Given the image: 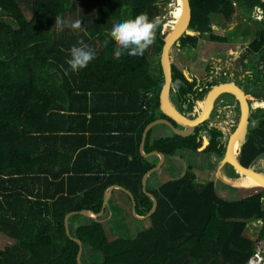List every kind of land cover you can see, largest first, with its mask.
<instances>
[{"label":"trees","instance_id":"1","mask_svg":"<svg viewBox=\"0 0 264 264\" xmlns=\"http://www.w3.org/2000/svg\"><path fill=\"white\" fill-rule=\"evenodd\" d=\"M74 1L0 0V264H247L255 242L246 235V226L259 220L258 237H264L263 187L197 181L189 168L151 183L159 162L154 152L165 158L182 150L224 154L221 131L205 121L184 136L153 125L141 142L149 123L166 118L159 109V59L146 52L152 46L160 55L173 27L155 18L170 0H83L89 23L81 20L70 31L67 16L78 17L84 8L80 3L75 9ZM233 1L250 7L257 2L189 0L191 21L177 47L195 48L202 36L222 40L208 36L209 15L230 20ZM141 12L157 22L152 43L141 55L125 50L114 56L116 44L108 38L113 21ZM57 16L63 20L59 29L53 27ZM82 29L86 34H77ZM72 45L95 52L75 72L66 62ZM262 47L264 27L250 50ZM209 76L198 83L172 65L169 98L179 113H193L190 118L198 114L205 94L218 84H210L217 75ZM233 104L239 110L234 94L222 92L210 114ZM263 156L264 108L257 107L238 161L248 167ZM227 171L235 177L230 166ZM110 186L123 189L113 188L111 194L125 197L128 223L124 206L109 203L112 195L104 205ZM131 196L136 216L143 218L132 214ZM79 211L102 213L90 217ZM108 216L124 236H112ZM132 222L143 227L133 230Z\"/></svg>","mask_w":264,"mask_h":264},{"label":"crops","instance_id":"2","mask_svg":"<svg viewBox=\"0 0 264 264\" xmlns=\"http://www.w3.org/2000/svg\"><path fill=\"white\" fill-rule=\"evenodd\" d=\"M233 2L234 12L230 20L224 21L221 16L214 13L209 15L212 23H210L208 36H215L222 40L211 41L206 37H201L198 40L199 45L194 49L191 48L196 55L195 61L197 62L193 63L189 69L191 73L188 75L196 78L199 83L207 75L208 69L209 80L217 75V79L225 78L226 82L235 81L242 86L252 108H264V67L261 65V61L264 59V47L256 52L250 50L251 43L264 27V0H257L252 7ZM156 155L161 158L159 154ZM263 159L264 156L259 158V163H263ZM166 163L169 164L167 161ZM147 176L148 173L145 177ZM111 187L113 186L108 187L105 191L104 205L112 195L111 192L109 193ZM84 215L94 217L88 213Z\"/></svg>","mask_w":264,"mask_h":264},{"label":"rangeland","instance_id":"3","mask_svg":"<svg viewBox=\"0 0 264 264\" xmlns=\"http://www.w3.org/2000/svg\"><path fill=\"white\" fill-rule=\"evenodd\" d=\"M74 3H75V9H80L81 7L79 8L78 4H80V3L83 4L84 2H83V0H75ZM83 5L84 6H82V8L83 7L84 8L81 12L79 11L80 13L78 14V17L76 14L69 13V15L67 16L69 21H74L75 19L79 18L80 20L84 21L85 23H89V21L87 22L89 17H86V15H85V14H88L89 9L87 10L86 5L85 4H83ZM177 7H178V3H176L175 0L168 1L165 4V6L160 10V12L157 13V16L155 17L156 20H160V21H162V25L168 26L167 24H169V21H171L173 19V17H175L177 14ZM86 10H87V12H86ZM25 12H26V14L28 13L27 10H25ZM53 27L56 29L60 28L56 24ZM168 27H170V26H168ZM67 28H71L72 30H70V31H74V28H72L70 26H68ZM75 29H77V28H75ZM79 33L86 34L85 32H83V29L77 32V34H79ZM202 38H203V36H202ZM197 45H199V43ZM146 54L148 55V57L150 59H153L154 61L157 60V57L159 59V55H155L153 53V47L152 46H149V50H147ZM170 56H171L172 65L178 67L181 70L187 71V74L191 73V71H189V69H191L194 62H197V61H195L196 55H194L191 48L190 49L189 48L180 49V48H176V46H174V47L172 46L171 50H170ZM207 73H208V69H207ZM225 80H227V79H225V78L213 79L210 82V84L213 85L216 83L223 82ZM220 99H222V100H219L220 103L221 102L223 103V101H225L223 98H220ZM169 100H170V98H169ZM172 105L176 109L175 105L174 104H172ZM233 105H235V104H233ZM186 117L187 118L192 117V113H190V114L187 113ZM238 119H239V110L236 109V106L234 107L231 105L230 107H224V106L221 107L219 109L218 114H214V115L209 114V116L205 120V122L207 123L208 127H216L221 131V135L219 136V141L221 143L225 144L230 132H232L233 128H235V125L238 122ZM154 127L156 129H158V131L164 130L166 133L171 132L170 127L163 125L162 123L155 124ZM177 129L179 131L185 130V129H180V128H177ZM202 133L205 134L204 131ZM159 161H160V158H159ZM164 161H165V158L163 159V162ZM166 161L169 162V164H167ZM166 161L164 162V164L162 163L161 166L156 170L158 174L155 173L153 175H150V177L155 175L153 178H151V183L156 184V183L163 182L164 180H166L168 178L177 177V176L181 175L182 173L184 174L186 172V169H188V168L191 169V171L193 173H195L197 181H206V180L210 179V180H213L216 182L220 181V182L226 183L224 181H221V179H219L217 177L219 167H221L222 170L226 174L228 173L227 168L229 166L227 163H225L226 161L224 159V154H222V155H215V154L203 155V154H201L200 155V154H194L193 152H190L188 150H182L181 152H177L175 155H173L169 158H166ZM257 162H258V160H256L254 162L255 167L259 171L264 172V159H263V163H261V162L257 163ZM170 164H171V169L169 168ZM226 184L229 186H232L228 183H226ZM221 186L218 185V190L222 194L224 192V188H222L223 186L222 187ZM233 187H235V186H233ZM119 195H121V194L112 195V198H111L112 200L109 203L111 205H122V206H124L123 208L125 209V214L128 215L130 212V206L128 205L125 197L123 195L118 197ZM131 211H132V209H131ZM110 214H111V212L109 211L108 215L110 216ZM109 216H108V219H110ZM130 220L131 219L128 215L126 222L128 223ZM258 221L259 220L252 221L246 226V235L248 237L252 238L253 241L255 242V253L258 256L257 259H254V261L253 260L250 261L249 264H264V237L263 238L258 237V227L261 225V222H258ZM109 223L111 226L110 232H111L112 236H120V235L124 236L123 231H120L119 228H113L112 227V225H115V221H112V219H110ZM138 223H143V221H141V222L138 221ZM138 223L132 222L129 224V226L133 230H135L134 228L141 229L143 227V225L138 224ZM1 243H4L3 239H0V244ZM255 253L253 254V256L255 255Z\"/></svg>","mask_w":264,"mask_h":264},{"label":"water","instance_id":"4","mask_svg":"<svg viewBox=\"0 0 264 264\" xmlns=\"http://www.w3.org/2000/svg\"><path fill=\"white\" fill-rule=\"evenodd\" d=\"M182 3L184 5L183 16L180 19L179 23L174 25V27H170V32L168 33L167 37L165 38V40L161 46V51H160V55H159V64H160V68H161V72H162V76H163V84H162L161 89H160L158 100H159V109H160L161 113L164 116H166V118H158V119L152 121L151 123H149L143 131L141 142H144L145 135H146L148 129L150 127H152L153 125L159 124V123H163V124L167 125L168 127H170V129L175 134H179V135H183V136L191 134L197 125L203 123L208 118L210 111L212 109L214 100L222 93L221 92L210 103V96H211L212 91L219 89L221 87H226V86L230 87L236 92V95L238 97L237 98L234 95L236 100L238 101V104H239V119H238L237 124L235 125V128L233 129L232 132H230V134L227 138V141H226V146H225V150H224V159L226 161L225 163H227L228 166H230L234 170L235 174H238L237 171L239 170L242 173H251V174L257 176L262 182V185H260V186L264 188V172L263 171H259L255 167L254 164H251L250 166L245 167L238 161L237 156L232 157L229 155V145H230V141H231L233 133L237 129H239L241 126H243L244 134H245L246 127H247V124H248V121H249V118L251 115V111H252V109H254L250 106L249 101H248V97L244 93V90H243L241 85L237 84L235 81H228V82L225 81V82L218 83L217 85L211 87L204 96L202 108L200 109L199 113L196 116L194 115V117L191 118L189 121L184 119L185 117L181 113H179V114H181L182 118L184 117L183 119L179 118V117H175L168 110H166V107L164 106V100L165 99H167L170 102L169 90H170L171 82H172V61H171V56H170V50H171L172 46L174 47V46L179 45L178 39L180 36H182L184 34V32L186 31V29L189 26L190 21H191V7H190L189 0H182ZM239 60H241V59H239ZM176 126H180V127L184 128L185 130L179 131ZM239 149H240V146H239L238 150ZM153 154H159L161 157L159 163L152 169V170H157L163 162L164 155L161 153H155V152ZM145 179H146V177L144 176L143 182H142L143 186L145 184ZM113 188L122 189L119 186H113V187L109 188V193L111 192V190ZM150 197H152V196H150ZM131 200H132V214H134V216H136L135 209H134L135 202H134V199L132 196H131ZM153 202L155 204V202H156L155 199H153ZM154 207H155V205L153 206V208L150 210L149 213H151L153 211ZM103 209H104V207H103ZM103 209H102V211H103ZM102 211L98 214H94L90 211H89V213H91L92 215H94V217H96L97 215H100L102 213ZM79 213L86 214V211H79ZM71 214H73V212L69 213L65 217V221L67 220L68 216ZM136 217L137 218H143V217H139V216H136ZM65 228H66V231H68L66 222H65ZM77 242H79V241H77Z\"/></svg>","mask_w":264,"mask_h":264},{"label":"clouds","instance_id":"5","mask_svg":"<svg viewBox=\"0 0 264 264\" xmlns=\"http://www.w3.org/2000/svg\"><path fill=\"white\" fill-rule=\"evenodd\" d=\"M156 23V21L150 20L147 13L144 12L135 15V17L133 18L118 19L113 21L108 37L110 39H113L116 44L113 55L116 57H120L125 52V50L128 55H141L143 53V50L153 41ZM55 24L58 26L62 25V18L59 16L55 17ZM80 25L81 20L77 18L71 22L70 27L75 29L80 27ZM176 48L178 47L176 46ZM69 52L70 58L66 62L73 72L84 67L88 63L90 58L95 55L94 50L87 46L72 45L69 49ZM178 83L179 82H177V84ZM238 154L239 150L236 155L237 158ZM236 175L237 174H235V176ZM260 199L261 203H264V197H261ZM257 258L258 256L254 255L252 256L250 261H254V259ZM249 263L250 262H248L247 264Z\"/></svg>","mask_w":264,"mask_h":264},{"label":"bare ground","instance_id":"6","mask_svg":"<svg viewBox=\"0 0 264 264\" xmlns=\"http://www.w3.org/2000/svg\"><path fill=\"white\" fill-rule=\"evenodd\" d=\"M175 1H176V3H178L177 14L175 17H173V19L171 21H169V23L172 24L173 27H174V25L179 23L180 19L183 16V13H184V5L182 3V0H175ZM221 92H229V93L234 94L237 97L236 92L232 88L227 87V86L221 87L219 89L212 91L211 96H210V103ZM164 106L166 107V110H168L172 115H174L175 117L182 118L181 114H179V112L174 108V106L167 99L164 100ZM184 119H186L187 121L190 120V118H187L186 116ZM243 139H244V128H243V126H241L232 135L230 145H229V155L230 156L233 157V156L237 155L238 148L241 145V143L243 142ZM237 173L238 174L235 177H230L222 170L221 167H219L217 177L219 179H221V181H224V182H226L232 186H235V187L251 188V187L262 185L261 180L257 176H255L251 173H242L239 170L237 171ZM86 213H88L89 215L92 216L91 213H89V212H86Z\"/></svg>","mask_w":264,"mask_h":264},{"label":"flooded vegetation","instance_id":"7","mask_svg":"<svg viewBox=\"0 0 264 264\" xmlns=\"http://www.w3.org/2000/svg\"><path fill=\"white\" fill-rule=\"evenodd\" d=\"M231 105H229V106H227V107H230ZM232 106H236V105H232ZM237 124V123H236ZM224 144V143H223ZM225 146H226V143L224 144V148H225ZM257 163H259V161L257 162ZM228 172V171H227Z\"/></svg>","mask_w":264,"mask_h":264},{"label":"built area","instance_id":"8","mask_svg":"<svg viewBox=\"0 0 264 264\" xmlns=\"http://www.w3.org/2000/svg\"><path fill=\"white\" fill-rule=\"evenodd\" d=\"M261 65L264 67V59L261 61ZM255 255H256V253H255ZM249 262H250V260H249Z\"/></svg>","mask_w":264,"mask_h":264}]
</instances>
